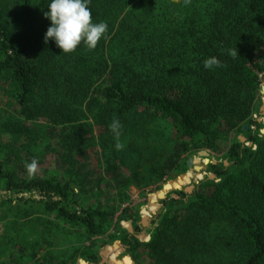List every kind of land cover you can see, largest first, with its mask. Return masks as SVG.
Instances as JSON below:
<instances>
[{"label": "trees", "instance_id": "1", "mask_svg": "<svg viewBox=\"0 0 264 264\" xmlns=\"http://www.w3.org/2000/svg\"><path fill=\"white\" fill-rule=\"evenodd\" d=\"M48 2L0 0V204L39 206L76 235L102 236L115 210L100 197L112 201L117 187L162 180L182 155L213 149L221 132L260 126L251 115L264 83V60L256 58L264 51V0H90L93 22H106L108 30L94 49L81 43L71 53L43 43ZM213 56L221 66L205 69ZM113 119L122 125L118 139L109 130ZM245 134L256 149L235 142L230 165H212L215 179L199 181L188 195L164 197L148 241L119 231L129 252L143 247L147 264H264V135ZM54 141L58 166L68 165V173L30 170L48 153L40 143L48 148ZM94 148L99 177L87 167ZM143 159L149 174L138 171ZM201 168L194 161L193 171L167 189L200 178ZM147 221L145 215L142 228ZM32 227L31 240L23 234L18 242L34 258L50 240ZM65 244L35 263L74 264L80 254ZM88 258L98 262V250ZM127 259L112 254L107 264Z\"/></svg>", "mask_w": 264, "mask_h": 264}, {"label": "rangeland", "instance_id": "2", "mask_svg": "<svg viewBox=\"0 0 264 264\" xmlns=\"http://www.w3.org/2000/svg\"><path fill=\"white\" fill-rule=\"evenodd\" d=\"M256 58L259 61L264 60V51L258 53ZM262 86H264V83L259 85L258 95L260 96V101L251 115L252 120L259 123L260 126H249V129L258 137H262L264 135V109L262 108V104L264 103V94L261 92ZM4 104L5 101L0 103V105H2L0 106L1 109H3ZM242 127L221 132L222 134H220L219 139L214 143V148L205 149L209 153V156L200 157L199 163L202 165V176L198 179H192L189 182L182 184L179 189H165L163 191L165 197H176L177 191H183L186 195L192 193L199 181H202L205 178L210 179L209 173L215 174L212 171L213 164L222 163L226 167L230 165L228 159L229 149L235 142H242L244 145L249 146L252 150H255L256 145L251 141H247L245 134L246 131L242 130ZM240 137H243L244 139L240 140ZM46 145V142L40 143L39 145V148H42L41 151L48 153H46L47 155L44 158V162L36 167V173L44 176H55L57 174V176H61L65 175L66 172L68 173V165L63 167L60 165V167L58 166L61 147L57 145L55 141L48 148H44ZM51 149L53 150L51 151ZM197 152L198 150L195 152L192 150L190 153L182 155L177 166H170L168 168V174L164 176L162 180H158L152 184L150 183L144 187L131 186L130 188L121 190L117 187L114 190V197L112 201H106L105 198L101 199L100 197L98 200L102 202L103 205L111 204L115 210V217L111 227L108 230V233L102 236L85 238L80 235H76L74 233V227L63 224L59 220L55 219L53 215L41 213V208L39 206H27L19 209L18 207H11L9 204H0V264H37L35 263L36 260L41 257H44L46 262L50 260L48 259L50 256L48 253L46 255V252L51 253L53 249L57 248L56 246H58L60 242L66 243L64 245L65 250L75 248V251L80 254L76 258L74 264H107L108 258L112 254L118 260H121L124 256H127V258L130 257L127 259L128 264H147L148 258L144 252V248L140 247L136 252H129L128 245L125 244L119 237V231L126 230L129 232L130 236H133L140 243H144L149 240V234L158 223L161 214L165 211V205L163 204L164 199L159 195L163 190V185L167 182H174L179 177L185 175L187 171L191 169L186 166V160L192 155L197 154ZM163 157H165L163 158L164 161L168 160L167 151L164 153ZM140 162L138 171L146 168L147 171L145 174H149L150 162L146 159H143ZM87 167L90 174L97 177H99V175H103V167L97 148L90 151ZM213 179H215V177ZM104 180L107 179L104 178ZM192 185L194 186L192 192L188 193L184 191L185 187ZM153 208L154 210L151 211ZM145 215L148 218V221L146 222L147 226L142 228V220ZM33 224L43 229L44 235L50 240V243L47 244H51L50 247H48L47 244H44L46 245L44 246V249L38 246L36 248L37 253L34 258H32L30 253L32 250L26 248V245H22V242H18L19 238L23 234L28 236L26 241L31 240L29 235H32V230H34L32 227ZM126 224L131 226L132 232ZM61 229L65 231L62 241L59 237V234L62 232ZM8 235L13 238L12 241L7 242ZM112 235H114V237H111ZM142 235H146L148 239L144 240ZM35 236V238H37L38 234L35 233ZM61 248L62 246L58 247L57 250H61ZM94 250H98L99 254V260L96 263L92 262L88 258V255ZM103 252H106V254L103 255ZM129 259H131V262ZM56 261L58 260L54 258V260L49 261L48 264L56 263Z\"/></svg>", "mask_w": 264, "mask_h": 264}, {"label": "clouds", "instance_id": "3", "mask_svg": "<svg viewBox=\"0 0 264 264\" xmlns=\"http://www.w3.org/2000/svg\"><path fill=\"white\" fill-rule=\"evenodd\" d=\"M188 2L190 0H185V3ZM89 4L90 0H49L43 15L50 25L43 35V43L48 44L51 40L64 53L75 51L81 43L90 50L94 49L105 36L108 25L104 21L93 22ZM203 66L212 69L221 66V62L213 56L206 58ZM121 127L118 119H113L109 125V130L117 139L121 135ZM116 147L123 146L117 144ZM28 167L34 171L36 162L33 161Z\"/></svg>", "mask_w": 264, "mask_h": 264}, {"label": "water", "instance_id": "4", "mask_svg": "<svg viewBox=\"0 0 264 264\" xmlns=\"http://www.w3.org/2000/svg\"><path fill=\"white\" fill-rule=\"evenodd\" d=\"M261 92H262V94H264V86H262V89H261ZM262 108L264 109V103L262 104ZM250 127H249V125H247V124H245L243 127H242V130H244V131H246V130H248ZM244 138L243 137H240V140H243ZM207 156H209V153L207 152V150H205V149H202V150H199L198 152H197V154H195V155H192L191 157H189L187 160H186V166L188 167V168H192L193 167V162L194 161H196V162H200V157H207ZM202 169V168H201ZM215 177V174H213V173H209V178L210 179H213ZM167 187L168 188H170V184H169V182H167L166 184H164L163 185V190L160 192V196H161V198H164L165 197V195H164V190L165 189H167ZM193 188H194V186L192 185V186H188V187H185L184 188V191L185 192H192V190H193ZM169 190V189H168ZM167 192V191H166ZM165 192V193H166ZM128 258H130V257H128ZM130 260V262H131V259H129ZM131 264V263H130Z\"/></svg>", "mask_w": 264, "mask_h": 264}]
</instances>
